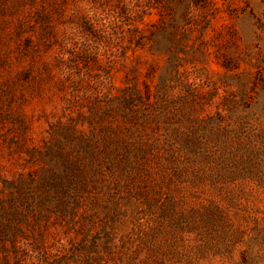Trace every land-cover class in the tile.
<instances>
[{
  "label": "rangeland",
  "instance_id": "rangeland-1",
  "mask_svg": "<svg viewBox=\"0 0 264 264\" xmlns=\"http://www.w3.org/2000/svg\"><path fill=\"white\" fill-rule=\"evenodd\" d=\"M101 1L0 0V264H264V0Z\"/></svg>",
  "mask_w": 264,
  "mask_h": 264
},
{
  "label": "trees",
  "instance_id": "trees-1",
  "mask_svg": "<svg viewBox=\"0 0 264 264\" xmlns=\"http://www.w3.org/2000/svg\"><path fill=\"white\" fill-rule=\"evenodd\" d=\"M95 3V0H93ZM109 0H102L100 5L105 4ZM115 7L117 10L112 13L111 25L109 27H121L123 24L127 25L128 31H139L137 22L143 23V18L151 14V9H156V12L160 14L159 20L162 23V27H166L161 31L160 34L165 37H170L173 35V30L177 29V26L182 24V21L186 20L191 11L192 5H197L196 0H129L128 3H124V0H115ZM165 14H167L168 21L164 20L161 13L162 9ZM97 16V15H96ZM98 19L101 18L98 15ZM148 22H145V24ZM103 27L105 23L101 24ZM85 30L90 31L93 28V22L87 20L83 24ZM108 26V25H107ZM167 27L174 28L167 30ZM11 249L9 252H12L14 255V263L16 264V238L12 236ZM2 264H9V258L7 254H4Z\"/></svg>",
  "mask_w": 264,
  "mask_h": 264
}]
</instances>
